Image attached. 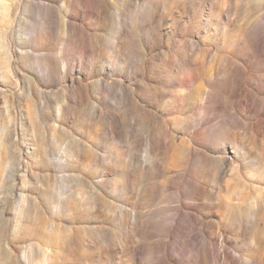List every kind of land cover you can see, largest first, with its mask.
<instances>
[{"label": "rangeland", "instance_id": "obj_1", "mask_svg": "<svg viewBox=\"0 0 264 264\" xmlns=\"http://www.w3.org/2000/svg\"><path fill=\"white\" fill-rule=\"evenodd\" d=\"M0 264H264V0H0Z\"/></svg>", "mask_w": 264, "mask_h": 264}]
</instances>
